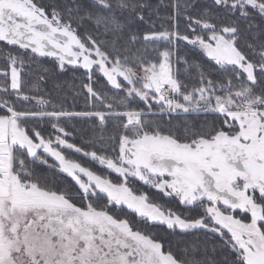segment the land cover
Segmentation results:
<instances>
[{"label": "snow or ice", "instance_id": "obj_1", "mask_svg": "<svg viewBox=\"0 0 264 264\" xmlns=\"http://www.w3.org/2000/svg\"><path fill=\"white\" fill-rule=\"evenodd\" d=\"M0 264H264V0H0Z\"/></svg>", "mask_w": 264, "mask_h": 264}, {"label": "trees", "instance_id": "obj_2", "mask_svg": "<svg viewBox=\"0 0 264 264\" xmlns=\"http://www.w3.org/2000/svg\"><path fill=\"white\" fill-rule=\"evenodd\" d=\"M47 63V61H46ZM59 83H61L64 88L66 90H69V100H68V103L69 105L72 104V98H71V93H70V89L71 87L75 84L76 86H78V81H73L72 80V74L71 73H68L66 74L65 76H62L59 78ZM54 87L53 83L52 82H49L47 85H46V88L47 89H52ZM84 106V98L83 96L77 98V102H76V107H77V110L83 108ZM162 118L163 120L167 121L169 119H171V121L173 123H177L179 121H193L195 119H197V117L193 114H172L171 116L169 115H164L163 117H160ZM203 117H200V119H202ZM72 124H76L78 127H79V122L78 121H72L71 122ZM133 220L136 219L135 216H132L131 217Z\"/></svg>", "mask_w": 264, "mask_h": 264}]
</instances>
